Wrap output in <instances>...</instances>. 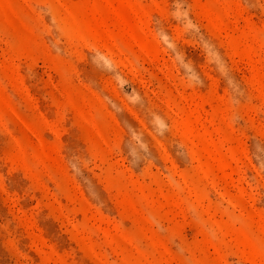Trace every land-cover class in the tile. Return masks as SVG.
I'll return each instance as SVG.
<instances>
[{
  "label": "rangeland",
  "instance_id": "374dc122",
  "mask_svg": "<svg viewBox=\"0 0 264 264\" xmlns=\"http://www.w3.org/2000/svg\"><path fill=\"white\" fill-rule=\"evenodd\" d=\"M0 264H264V0H0Z\"/></svg>",
  "mask_w": 264,
  "mask_h": 264
}]
</instances>
